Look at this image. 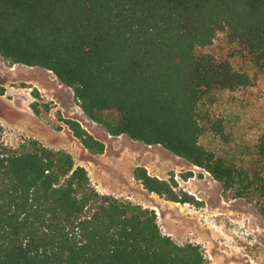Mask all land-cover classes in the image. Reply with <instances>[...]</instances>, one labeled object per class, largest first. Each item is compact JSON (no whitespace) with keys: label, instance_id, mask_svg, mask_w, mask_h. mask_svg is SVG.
<instances>
[{"label":"trees","instance_id":"obj_1","mask_svg":"<svg viewBox=\"0 0 264 264\" xmlns=\"http://www.w3.org/2000/svg\"><path fill=\"white\" fill-rule=\"evenodd\" d=\"M0 59L51 73L108 136L160 147L264 215V130L239 161L200 142L209 130L224 139L200 116L206 102L264 79V0H0ZM1 131L0 264H206L198 246L162 235L153 211L97 194L67 153L35 141L13 152ZM132 177L186 203L143 167Z\"/></svg>","mask_w":264,"mask_h":264},{"label":"rangeland","instance_id":"obj_2","mask_svg":"<svg viewBox=\"0 0 264 264\" xmlns=\"http://www.w3.org/2000/svg\"><path fill=\"white\" fill-rule=\"evenodd\" d=\"M218 45L215 41L214 47ZM0 86L4 88L1 142L7 149L20 152L35 141L47 150L67 153L75 166L86 171L97 194L153 211L160 233L176 245L198 246L206 264H264V215L253 203L234 199L233 191L222 190L206 173L158 146L108 136L83 116L71 91L47 71L11 66L0 59ZM200 116L207 124L220 122L224 134L219 139L209 130L201 145L239 161L264 130V79L220 92L206 102ZM64 120L77 122L101 141L103 153L92 155L83 149ZM142 165L149 176L167 182L179 202L186 203L145 191L132 177Z\"/></svg>","mask_w":264,"mask_h":264},{"label":"crops","instance_id":"obj_3","mask_svg":"<svg viewBox=\"0 0 264 264\" xmlns=\"http://www.w3.org/2000/svg\"><path fill=\"white\" fill-rule=\"evenodd\" d=\"M138 166H139V165H138ZM142 167L145 168V169H147V168L145 167V165H142ZM155 178L159 179L158 177H155ZM159 180H160V179H159Z\"/></svg>","mask_w":264,"mask_h":264}]
</instances>
